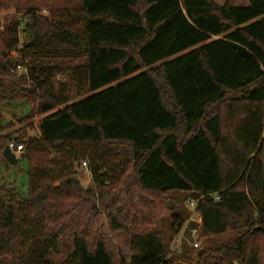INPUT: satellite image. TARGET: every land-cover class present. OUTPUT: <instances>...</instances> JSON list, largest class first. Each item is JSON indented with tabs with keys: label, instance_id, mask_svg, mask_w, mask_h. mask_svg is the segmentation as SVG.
<instances>
[{
	"label": "trees",
	"instance_id": "obj_1",
	"mask_svg": "<svg viewBox=\"0 0 264 264\" xmlns=\"http://www.w3.org/2000/svg\"><path fill=\"white\" fill-rule=\"evenodd\" d=\"M246 2L0 0V13L20 15L5 21L0 54L31 61L17 77L0 59V103L37 99L41 116L38 137L15 140L22 194L1 158L0 264H172L167 241L189 213H172L164 231L171 193L200 201L206 240L244 231L194 250L191 264H263L264 246L248 240L254 227L264 235V0Z\"/></svg>",
	"mask_w": 264,
	"mask_h": 264
},
{
	"label": "rangeland",
	"instance_id": "obj_2",
	"mask_svg": "<svg viewBox=\"0 0 264 264\" xmlns=\"http://www.w3.org/2000/svg\"><path fill=\"white\" fill-rule=\"evenodd\" d=\"M230 1L231 4L235 6L247 5L246 0H230ZM225 2L226 0H217V3L221 5L224 4ZM42 15L48 16L47 11L44 10L42 12ZM19 16L20 15L15 13L13 9L3 10L0 13V33L3 31L6 20L10 18H19ZM19 40H20L19 49H23V46L31 41V36L27 33L24 26H21L20 28ZM4 56L0 54V59L2 58L3 60L11 61L15 63V69L12 71L13 74H15L17 77L19 76L28 77L26 75L27 72L26 65L31 61H29L30 59L27 58V56L25 57L24 53L12 51V52H6V55ZM56 60L57 61H53V60L46 62L44 61V63L45 65L48 66H52V65L55 66L54 63L58 64L61 62L60 58ZM19 64L24 65V67L22 66V68H19ZM147 70L151 71V69H147ZM153 74L155 75L154 72ZM158 78H160V76H158ZM53 81H55L57 85L67 83V79L62 75V73L54 74ZM28 84L30 85L31 83L29 82ZM28 88L31 87L29 86ZM32 89H34L35 94H37L35 87H32ZM227 100L228 101L224 102L221 105H217L216 107V109H219V112L223 118H227L226 111L229 105L228 102L230 103L233 101L231 98ZM36 102L37 99L34 102L33 98H29V99L14 100V101H10L9 103H0V118H1L0 124L4 129L3 132L0 134L1 140H3L4 136H9V138H11L7 140L8 142L10 140H17L19 137L22 136H26V138H34L39 136L40 133L37 124L41 116L36 115ZM32 106H35L33 118L30 117L31 116L30 112L33 108ZM214 108L215 107H213L212 109ZM224 128H226L225 130L226 132L230 131V126L227 125V123H224ZM2 153L3 152L1 151L0 162H1V158H3ZM20 156L21 154H18L17 158H20ZM84 164L85 163H81L79 167V172H80L79 179L82 187L86 189L93 186L92 183L93 178L91 176V173L88 171V169L84 167ZM9 166L10 167L6 168L5 165L1 163L2 176L4 178V181L7 185H9V187L14 192L22 194L25 191L28 183V165L24 161H18L17 165L15 166L9 165ZM171 194H169V196L165 199V203L166 204H168L169 202L171 203V206L173 207L172 212L167 208V206L162 211V214L166 219L164 231L170 236L172 234V231H170L169 229L172 213L186 216V213L188 211L186 207V203L191 199H195L194 196L191 194H184V193H177V194L171 193ZM150 196L154 197V195L151 194ZM155 196L157 195L155 194ZM101 218L102 220H105L104 215H101ZM251 230H253V232L251 233V236L248 240L249 246H257L263 249L261 246H264V235H258V234L256 235L255 234L256 227L252 228ZM243 232L244 231H240V232L230 231L229 233L223 236L213 238L210 241L202 237L201 247L198 250H201L203 248H208L210 246L214 247L226 243L228 241L235 240L238 237V235ZM177 237L178 234L173 235L172 238H168L167 243L169 245L170 250L174 249L177 246L176 244ZM178 247L180 250L176 254V256L172 258L173 260L172 264H191L186 258L190 254L192 255H196V254L194 253L195 251L192 250L190 242L189 241L182 242L180 243V245H178ZM262 261L264 264V256L262 257Z\"/></svg>",
	"mask_w": 264,
	"mask_h": 264
},
{
	"label": "built area",
	"instance_id": "obj_3",
	"mask_svg": "<svg viewBox=\"0 0 264 264\" xmlns=\"http://www.w3.org/2000/svg\"><path fill=\"white\" fill-rule=\"evenodd\" d=\"M19 68H22L20 65ZM27 75V72H26ZM7 146L10 148V150L16 154H22L24 152V144H17L15 140H11L8 142ZM84 167L87 168V164H84ZM198 200H189L186 203L187 210L190 212L189 217L187 221L183 224V226L178 230V237L176 240L177 246L171 250L170 256L168 257V262H173L172 258L179 252L180 243L189 241L192 250H197L201 247V241H202V227H203V221L202 216L198 210L199 205ZM188 212V213H189ZM179 241V242H177Z\"/></svg>",
	"mask_w": 264,
	"mask_h": 264
},
{
	"label": "water",
	"instance_id": "obj_4",
	"mask_svg": "<svg viewBox=\"0 0 264 264\" xmlns=\"http://www.w3.org/2000/svg\"><path fill=\"white\" fill-rule=\"evenodd\" d=\"M26 91L30 94H35V90L32 88H26ZM3 157L7 161V163L11 166H15L18 163V158L15 153H13L10 148L7 146L3 151ZM168 208L170 210H173V207L171 206V203H168ZM188 259H192L193 261L197 260L196 255H189Z\"/></svg>",
	"mask_w": 264,
	"mask_h": 264
},
{
	"label": "crops",
	"instance_id": "obj_5",
	"mask_svg": "<svg viewBox=\"0 0 264 264\" xmlns=\"http://www.w3.org/2000/svg\"><path fill=\"white\" fill-rule=\"evenodd\" d=\"M246 4V3H245Z\"/></svg>",
	"mask_w": 264,
	"mask_h": 264
}]
</instances>
